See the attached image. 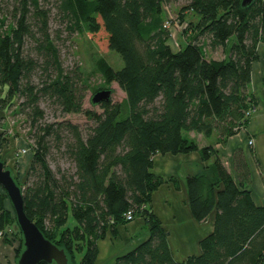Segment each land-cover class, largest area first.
<instances>
[{
	"label": "trees",
	"instance_id": "trees-1",
	"mask_svg": "<svg viewBox=\"0 0 264 264\" xmlns=\"http://www.w3.org/2000/svg\"><path fill=\"white\" fill-rule=\"evenodd\" d=\"M164 1L54 0L71 33L95 35L102 30L108 48L123 61L115 70L102 56L93 60L103 85L93 88L92 94L111 89L115 82L125 95L120 102L99 103L101 112L83 108L87 85L79 67L69 72L61 67L47 29L50 10L40 0L0 1V109L22 98L16 108L36 128L28 172L34 177L24 188L20 186L24 211L46 239L65 251L69 264H94L98 240L107 232L115 235L118 225L130 222L127 212L132 219H143L148 235L118 256L116 264H264V201L256 204L247 188L250 169L244 150L234 149L233 175L214 147L246 127L245 111L257 101L250 83L258 44L264 42V0L246 4L187 0L179 20H184L185 10L195 19L187 21L186 43L177 50L168 44ZM27 38L47 59L45 65L56 72L46 74L40 85L31 82L38 61L24 50ZM206 46L222 47L226 55L208 57ZM261 81L264 86V70ZM42 96L62 113H82L93 126L85 136L78 125L67 121L57 127L41 126ZM63 129L70 135L65 152L74 172L55 176L46 162V139L53 135L60 140ZM190 132L205 138L216 133V143L200 146ZM191 151H197L202 161H212L185 177L190 211L198 222L213 211L215 217L212 231L199 241V252L176 260L168 230L151 200L160 185L170 182L178 188V180L154 173L153 156ZM260 173L264 181V172ZM7 201L0 186V230L14 228L18 256L23 238ZM69 215L74 221L71 226Z\"/></svg>",
	"mask_w": 264,
	"mask_h": 264
},
{
	"label": "rangeland",
	"instance_id": "rangeland-1",
	"mask_svg": "<svg viewBox=\"0 0 264 264\" xmlns=\"http://www.w3.org/2000/svg\"><path fill=\"white\" fill-rule=\"evenodd\" d=\"M40 2L43 8L50 10L47 29L49 38L57 49L61 67L65 72H69L78 66L81 71L80 75L82 82L87 85V87L84 88L85 97L83 100V108L101 112L102 109L99 104H92L90 101L93 88L103 85L102 77L95 70L93 60L97 56H102L113 67V69L118 70L123 66V61L120 55L116 51L108 48L105 33L102 30L95 35L85 34L80 36L76 33H71L66 27V20H64L58 13L54 5V0H40ZM186 4L187 0H165L163 3V13L166 20V26L170 31L168 44L173 50H177L179 46L185 45L188 34L186 35L184 33V29L187 25V21L195 19V16H193L190 11L185 10L184 20H179L180 9ZM33 29L36 32V27ZM34 47H36V44L32 39H25V52H29L30 55L38 61V65L31 75V82L32 84L40 85L42 80L45 79L46 74L54 76L56 72L53 68H50V66L45 65L47 59H45L43 55H38ZM205 49L208 57L220 59L226 55L222 47L211 49L209 46H206ZM257 50L260 56L255 63H263L264 42L258 44ZM261 83L257 82V86H262L264 88L263 83ZM109 88H111L110 100L112 102H120L124 98L125 95L123 91L115 82H112ZM258 90L257 94L261 100L262 88L260 87ZM22 100V98L14 99L15 105L11 107L8 106L4 110L0 109V136L3 138L2 145L0 146V160L5 165L4 167H7L6 169H9L12 175H14L18 185L24 188L32 182L34 177L32 175L33 173L28 175V172L32 153L36 144V128L31 126V120L27 118L24 111L20 112L17 110L16 104L20 103ZM257 103L258 101L250 106L255 107L254 113L257 111ZM39 107L43 111V117L38 121L41 126L52 123L57 127L56 124H61L67 121L78 125L82 135L85 136L88 129L94 124L92 120L86 118L82 113H62L59 107L48 97L42 96L40 98ZM25 111H27V109H25ZM252 115L249 117V120ZM243 129H245V127L241 128L238 132ZM194 135L196 139L198 137L201 143L205 141L206 144L216 143V133H214L212 138H205L203 136L202 138L199 135ZM69 138V133L66 129H63L60 133V140L56 139L53 135L48 136L46 139L49 149L48 154L46 155V162L55 176H58L60 173L74 172V165L65 152V143ZM249 139L252 138L249 137L248 140ZM230 168L233 171L232 165H230ZM6 205L12 210L10 201H7ZM46 223L48 224L47 221ZM73 224V218L69 215L68 225L71 226ZM13 229L14 228H8L7 230L13 232ZM4 244L8 245L5 246V249H3ZM18 247L19 240L17 237L14 240L0 241V264H17L20 256V254L17 256L16 253Z\"/></svg>",
	"mask_w": 264,
	"mask_h": 264
},
{
	"label": "crops",
	"instance_id": "crops-1",
	"mask_svg": "<svg viewBox=\"0 0 264 264\" xmlns=\"http://www.w3.org/2000/svg\"><path fill=\"white\" fill-rule=\"evenodd\" d=\"M260 56V55H259ZM252 63L250 90L258 101L257 111L248 121L245 129L228 138L225 144H214L220 157L228 169L232 164L234 149L242 147L250 169V182L247 184L253 201L261 205L264 201V181L260 170L264 172V88H262V99L258 97L257 82L261 83L264 62ZM259 84V83H258ZM262 84V83H261ZM260 84V85H261ZM262 101V102H261ZM202 137L201 134L190 132ZM253 140L252 146L248 145V138ZM203 138V137H202ZM200 146L206 144L196 139ZM257 161H256V159ZM212 161V158L205 162L201 160L197 151L188 153H156L153 156L152 171L166 179L176 177L178 188L170 182L160 185L152 193V208L160 218L162 225L168 230V242L174 259L181 260L188 255L199 252V241L208 235L213 228L215 211L202 222H198L192 216L188 205V196L185 187V177L198 172L202 167ZM148 235L144 221L140 217L128 222L125 225H118L117 232L112 235L106 233L103 239L98 240V254L94 264H116V258L142 242ZM6 244L3 245L5 249Z\"/></svg>",
	"mask_w": 264,
	"mask_h": 264
},
{
	"label": "water",
	"instance_id": "water-1",
	"mask_svg": "<svg viewBox=\"0 0 264 264\" xmlns=\"http://www.w3.org/2000/svg\"><path fill=\"white\" fill-rule=\"evenodd\" d=\"M250 0H242L246 4ZM111 99L110 89H101L92 94V104L109 102ZM0 186L5 191L15 214V219L23 238V250L20 253L17 264H69L63 249L46 239L33 221L24 211L22 190L14 180L11 171L4 167L0 160Z\"/></svg>",
	"mask_w": 264,
	"mask_h": 264
},
{
	"label": "built area",
	"instance_id": "built-area-1",
	"mask_svg": "<svg viewBox=\"0 0 264 264\" xmlns=\"http://www.w3.org/2000/svg\"><path fill=\"white\" fill-rule=\"evenodd\" d=\"M255 111V107H250L245 111V116L250 117ZM253 140L249 139L248 140V145L252 146ZM126 219L127 220H131L132 219V213L131 212H127L126 213ZM7 240H14V235L13 232L11 230H7V231H3L0 230V241H3L4 239Z\"/></svg>",
	"mask_w": 264,
	"mask_h": 264
}]
</instances>
